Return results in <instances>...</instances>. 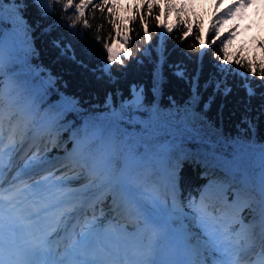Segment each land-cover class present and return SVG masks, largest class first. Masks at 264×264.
<instances>
[{"label": "snow or ice", "instance_id": "1", "mask_svg": "<svg viewBox=\"0 0 264 264\" xmlns=\"http://www.w3.org/2000/svg\"><path fill=\"white\" fill-rule=\"evenodd\" d=\"M31 2L42 17L53 14L54 3L60 4L64 11L73 9V13L64 22V26L69 29H76L78 24L90 28V14L95 18L97 11L106 13L107 22L112 28V32L103 43V50L106 53L105 70L109 75L112 65L117 63L123 65L125 59L132 57L130 40L133 29L129 25H133L137 19L142 23L148 40L151 34L148 31L146 17H154L156 24L168 33L176 26L175 22L166 24L162 15L154 16V9H159L161 5L167 9L176 0H100V3L96 0H31ZM259 3L264 6V0H259ZM219 4L220 0H216L215 7L218 8ZM232 4L239 5L237 12L245 8L241 0H233ZM24 7L26 5L17 3V0H0V73L7 69L10 74V87L7 93L4 91L3 75H0V264H209L208 250L205 247L208 241L216 245L224 255L229 256L227 264H264V244L257 250L255 240L257 228L260 236L264 238V146L255 147L250 138L233 143L223 142L233 155L221 151L223 144L216 141H210L205 146L213 153V161L217 157L222 161L217 165V170L222 176H243L246 153L255 151L259 154L258 208L253 202V196L256 195L254 189L249 190L245 184H241L235 192H231V189L223 190V184L219 181H209L206 187L211 189L219 185L225 200L232 202L220 212L208 202L205 195L201 196L199 204L195 201H190L187 206L177 204L179 199L177 193L181 186L178 169H181L182 164L189 157L193 163H197L196 158L199 157L198 166L202 164L205 169L210 168L209 160L194 151H183V160L172 151L176 141L183 144L181 129L191 133L197 140L200 139L190 106L183 114L179 111L174 115L169 114L167 118L176 122L177 135L181 139L169 137L170 139L166 140L167 146L161 145V151L154 153L150 164H146L145 158L138 152L134 153L131 148L118 147L119 141L123 139L119 129L113 133L97 128L91 134L86 130L84 139L79 144L80 155L76 162L87 166L90 173H107L109 178L99 184L91 181L83 187L69 188L71 183L81 182V175L66 176L67 166L54 170L47 168L46 165L49 163L47 154L39 156L29 153L30 158H26V162L18 161L30 133L27 124L22 123L11 109L5 108L4 97L7 95L11 103L17 93H20L29 101L23 111L31 115L37 99L42 100L55 85L51 73L33 72L30 58L37 56L38 52L34 46L33 28L23 15ZM235 15L236 13H233V16ZM260 19L264 20V16ZM185 25L187 31L183 33V38L187 39L194 34V27L189 21H185ZM194 26L200 32L197 37L199 47L203 49L209 46L208 34L215 26L214 20L208 24L209 31H204L203 34L199 20ZM55 27L49 25L42 34H50ZM217 31L222 34L225 27ZM71 35L83 38V34L76 31L71 32ZM219 38L220 35H217L212 43ZM95 39L99 42L102 37L97 35ZM234 39L235 34L224 43L222 55L217 58L221 65H235L237 69L244 70L246 75L242 79L245 82L240 87L245 88L250 103L256 92L248 78L264 82V59L240 57L238 51H229ZM61 42L53 40L52 44L61 49V55L71 53L75 59V51L70 43ZM17 69L21 71L27 69L31 73V79L21 83L20 77L14 75ZM201 71L202 60L197 75L192 78L194 89L199 86ZM220 71L223 72L225 69L221 68ZM228 72L234 73V70L229 68ZM180 75L183 76V72ZM153 76L154 81H159L162 79V71H154ZM206 83L215 85L214 93L222 92L226 96L232 91L227 76L215 80L210 78ZM258 86L264 87V84ZM21 89L24 91L21 92ZM137 92L143 96V89L136 91L133 88L132 99L136 98ZM261 111L264 112V104L261 105ZM124 115L122 112L116 123H119ZM59 117L58 110L49 116L47 121L49 132L59 130L57 127ZM248 123L249 129L254 127L251 121ZM123 135L130 136L128 133ZM5 138L8 144L3 147ZM67 155L66 153L65 157ZM157 164L160 165L159 168L156 167ZM119 168L129 171V180L131 174L140 172L143 168L147 181H151L148 184L151 191L144 195L149 198V203L157 215L163 216L158 225L159 231L147 250L143 247L122 245L118 235L104 230L102 222L97 223L95 217L91 221L84 220L81 224L85 200L73 197H89L98 203L111 199L114 210L120 211L123 208L122 191L126 187L131 192L133 186L131 183L126 186L123 182L113 183V172ZM45 172L46 175L43 174ZM36 176L42 178L36 179ZM94 184L95 191H92ZM243 211H247L252 219H243L240 215ZM183 213L194 216L202 236L192 235ZM161 243L165 245L164 250L168 256L157 260L155 257L160 251ZM212 255L217 257L212 264H225L217 252L214 251Z\"/></svg>", "mask_w": 264, "mask_h": 264}, {"label": "trees", "instance_id": "2", "mask_svg": "<svg viewBox=\"0 0 264 264\" xmlns=\"http://www.w3.org/2000/svg\"><path fill=\"white\" fill-rule=\"evenodd\" d=\"M204 1L200 0L199 5H194L192 0H176L167 9L163 5L159 9H154V16L162 15L166 24L175 22L176 26L168 33L156 24L154 17H146L148 31L151 34L150 40L146 38L139 19L133 25H129L133 29L130 40L132 57L125 59L123 65L119 63L112 65L109 75L105 70L106 53L103 50V43L112 32V28L107 22L106 13L97 11L95 18L90 14V28L78 24L76 29H69L64 26V22L73 13V9L64 11L60 4L54 3L53 14L42 17L31 0H17V3L26 5L23 15L33 28L34 46L38 52L37 56L30 58L33 72L51 73L55 79L52 90L42 100L37 99L33 109L35 116L29 125L31 127L49 118L55 110L59 111L60 117L57 121L59 130L49 132L47 127L41 134L42 137L52 135L54 139L48 155L60 154L63 150L62 144H66L67 147L74 145V156L79 159V144L83 141L86 130L91 134L97 128L113 133L119 129L123 139L119 141L118 147L131 148L134 153L138 152L147 163H150L154 153L161 151V145L167 146L166 140L170 139L169 137L181 139L177 135L176 122L167 117L177 111L183 114L189 106L191 115L195 117V124L199 129L197 135L200 139L197 140L191 133L181 129L183 144L176 141L172 151L180 155L182 160L183 151H194L209 160L210 168L207 170L218 171L217 165L222 161L219 157L215 161L212 160L213 153L205 147L208 142L216 141L223 144L250 138L255 147L264 146V112L261 111V105L264 104V87L258 86L264 82L248 78L256 92V96L251 98L249 103L245 88L240 87L245 82L242 79L246 75L244 70L237 69L235 65H221L217 58L222 55L224 43L235 34L229 51H238L240 57L264 59V51L258 43V38L264 35V20L260 19L259 26L255 27V33L251 34L250 29L246 26L241 28L232 15L224 16L208 11L209 6L204 8ZM96 2L100 3V0ZM5 17L7 18V13ZM205 19L206 24L214 20L215 26L208 34L209 46L201 49L197 41L200 32L194 25L199 20L202 26L201 34L209 31L208 26L205 27ZM185 21L192 22L194 27V34L187 39L183 38V33L187 31ZM49 25L56 27L50 34H42ZM222 27H225V32L220 34L217 29ZM73 31L82 33L83 38L72 36ZM97 35L102 37L99 42L95 39ZM217 35H220V38L212 43ZM53 40H61L62 44L70 43L75 51V59L71 53L61 55V49L53 46ZM201 60L199 86L194 89L192 78L197 75ZM221 68L225 71L221 72ZM229 68L233 69L234 73H229ZM154 71H162V79L154 81ZM181 72L183 76L180 75ZM0 75H3L4 91L7 93L10 87V74L5 69ZM14 75L20 77L21 83L31 79V73L27 69L25 71L17 69ZM224 76H227V82L232 86V91L226 96L222 92L214 93L215 85L206 83L210 78L215 80ZM133 87L143 89V96L137 103L124 104V99L129 97ZM23 91L21 89V92ZM4 103H9L7 95L4 97ZM24 103L27 104L29 101L17 93L16 98L9 104ZM122 112L125 115L116 123ZM249 121L254 125L251 129ZM124 133L130 136H125ZM221 151L233 155L227 144H223ZM196 159L197 163H193L189 157L181 169H178L181 186L177 193L179 197L177 204L187 206L190 201H198L200 195H209V202L213 203L218 211L221 205L216 204L214 199L220 200L223 193L217 191L215 186L211 189L206 187L208 182L212 181L211 175L201 173L203 165L198 166L199 157ZM258 159L257 152H247L243 163V176H228L231 188L237 189L241 184H245L249 190H255L253 202L257 208L260 169L257 165ZM157 167L160 165L157 164ZM98 174L103 180L109 178L107 173ZM107 208L105 201L98 205L100 210L106 211ZM240 215L245 220L252 219L247 211L241 212ZM256 215L258 218V212ZM190 227L196 235L202 236L196 220L190 223ZM255 231L257 244V240L262 238L258 230ZM209 253L207 259L209 264H212L215 256L212 255L213 252Z\"/></svg>", "mask_w": 264, "mask_h": 264}, {"label": "rangeland", "instance_id": "3", "mask_svg": "<svg viewBox=\"0 0 264 264\" xmlns=\"http://www.w3.org/2000/svg\"><path fill=\"white\" fill-rule=\"evenodd\" d=\"M193 2L195 3V5H199L200 4V0H193ZM232 2H233V0H220V4H219L218 8H216L215 7L216 0H205L203 2V5H204V8H207V6H209L208 7L209 8L208 11L221 13L224 16H227V15H229L231 13H232V15H233V13H236V15L234 17H237V18L239 17L242 20L241 22L244 25H247L248 27H249V25H251V26L255 25L258 22V18H260L261 16H264V6H262L259 3V0H241V3L245 5V8L240 9L239 12H237V9L239 8V5L232 4ZM249 4H252L253 6L252 7H247V5H249ZM229 5H231V6H229ZM253 8H255V9H253ZM240 19L238 20L239 22H240ZM248 20H251V22H249ZM252 29H253V26L251 27V30ZM259 46L264 51V36L259 39ZM133 88H135L136 91H139V89L137 87H133ZM133 88H132V90L130 92L129 97L124 99V101H123L124 104H128L129 102L137 103V102L140 101L141 96L139 95L138 92L136 94V98L132 99ZM4 106H5L6 109H11L13 112H15L12 106L6 105V104ZM21 122H23V120ZM46 122H44V123H46ZM23 123H25V121ZM44 123L38 124V126L35 127V129H33V130H31L30 128L28 129L30 134L26 138V140H27L26 146L28 145L29 140H30L31 137H33L32 140L34 139L33 143H36V141L39 142V140L37 139V134H36V132L39 131V130H36V129L42 128L44 126ZM7 144H8V141L5 142L3 147H6ZM39 144L41 145V143H39ZM40 145L37 146L33 150V152H31L32 155H39L40 156V151H41ZM45 146H46V148H50V146H51V139L50 138H49V141L47 143H45ZM25 147H24V150H25ZM61 148L63 150L61 151L60 154H54V156L48 157L49 163L55 162L57 160H62V161L67 160L66 162H63L60 165L63 166V164H67L66 166H69V167L70 166H74V167H76L75 170H77V174L81 175V177H85L83 182L86 181V184L90 183L91 181H96V184H99V183L104 181L97 173H90L87 169L82 170L83 169V165H81V164L77 165L76 164L77 160L74 159V156H73L74 151L72 150V148L69 149L66 146V144H62ZM24 150H23V152H24ZM23 152H21V154H20V156L18 158L19 162H26V158H30L29 154H27L26 156L22 157V155H24ZM66 153L68 154L67 157H65ZM57 157H59L60 159H57ZM134 167H136V166L134 165ZM152 170L155 171L156 169H152ZM128 173H129V171H128ZM136 173L138 174V173H144V172L141 170L140 172H136ZM201 173L202 174L210 173L212 175L213 180L215 182L219 181L220 183L223 184V190L230 189V186L226 187L228 180L225 182V180H223L224 177L221 174H217L216 175L214 172H210L207 169H205L204 167L202 168ZM127 177L129 178V175ZM218 177H220V178H218ZM122 178L124 179L123 181H126V179H127L125 176H123ZM138 178H139V180L134 182L135 183L134 185L137 188V191L135 193L132 194L131 192H129L126 189V187L122 191V199H121V203L123 204V208L121 209L122 211L121 210L120 211L114 210V208L112 206V203H113L112 200L111 199H105L103 201L106 202L108 208L106 209V211H104L105 212V214H104L103 212H100V211L97 210L96 204L98 202H96L95 200H92V202L90 203V205H92V209L89 212V214H88V216H87V218L85 220L91 221V220H93V217H95L96 221L98 223L102 222L103 229H105L106 227H108L110 225L116 226V222H115L116 213L120 214V216H128L129 215L134 220H137L139 218L138 216L142 212L139 210L140 208L138 206H136V203L137 202H144V201L149 202V198L146 195H144V194L146 192H148V191H151V188L148 187V184H150L151 181H147V177L146 176H144V178H143V176L138 177ZM121 181H122V179H121ZM123 184L125 185V182ZM93 186L96 187L95 184ZM216 187L218 188V190L220 192L223 193V190H221L219 188V185H216ZM92 191H95V188L92 189ZM231 192H235V190H232ZM90 195H91V193L89 194V196ZM126 198H128L131 201V203L128 206H127V204H125V203H127ZM199 202H200V200H199ZM199 202H198V204H199ZM218 203H220L223 207H226V205H231L232 202L228 201V200H225V199H221V200H218ZM132 208H135V211L132 212L131 211ZM124 210H126V211L124 212ZM183 216L186 218V225L189 227V222L191 220V216H188L185 213H183ZM122 218H124V217H122ZM82 223H83V221L81 222V224ZM77 231H79V227H77ZM192 235L193 236H197V235L194 234L193 231H192ZM72 238H75V237H72ZM61 239H63V236H61ZM263 244H264V238H263ZM261 245H262V243L260 245L256 246L257 250L259 249V247ZM205 247L208 248V245L205 244ZM218 250L220 251L219 248H218ZM226 256L229 258L228 255H226Z\"/></svg>", "mask_w": 264, "mask_h": 264}, {"label": "bare ground", "instance_id": "4", "mask_svg": "<svg viewBox=\"0 0 264 264\" xmlns=\"http://www.w3.org/2000/svg\"><path fill=\"white\" fill-rule=\"evenodd\" d=\"M32 138L33 137L30 138L28 145L25 147V150L23 152L24 155H22V157H24L27 154L33 152V150L38 146L37 143H33ZM6 141H8L7 138H5V142ZM5 160H7V157H5ZM61 161L62 160H57L55 162L48 163L46 165V167L49 168V169H53V170L56 169V168H65L67 164H63V166L60 165V164L63 163V162H66L67 160L62 161V162ZM75 169H76V167H74V166H70V167L67 166V171L65 172V175L66 176L76 175L77 174V170H75ZM38 178L40 179V178H42V176H38ZM84 178L85 177H82V180H81L80 183H71L69 185V188H73L74 189V188L83 187V185L86 184V181L83 182ZM94 188L95 187L93 186L92 189H94ZM74 199H84L85 200V203H84V211H83V214H82V217H81V222H82V221H84L87 218L89 212L92 209V205H90V203L92 202V200H90L89 197H74ZM129 203L130 202H128L127 206L129 205ZM136 206L140 207V209L143 212V214L147 213L149 216H157V217L161 216V215H157V213L153 210V208H152V206L150 204L148 206L147 205L146 206H144V205L142 206V204H139L138 203V204H136ZM131 211L132 212L135 211V208H132ZM185 214H187L188 216H191L188 213H185ZM116 216H119L120 217V214H117L116 213ZM145 218H147V216H145ZM104 230H106L109 233H116L118 235L119 239L121 237H123L122 236L123 234H121L122 228L121 227L118 228V225L117 226L110 225V226L106 227ZM101 238H103V237H101ZM147 249H148V247L145 248V250H147Z\"/></svg>", "mask_w": 264, "mask_h": 264}]
</instances>
